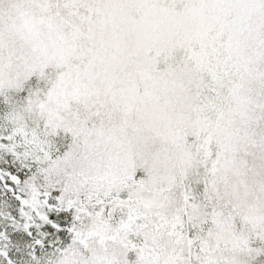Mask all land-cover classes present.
<instances>
[{"label": "snow or ice", "instance_id": "snow-or-ice-1", "mask_svg": "<svg viewBox=\"0 0 264 264\" xmlns=\"http://www.w3.org/2000/svg\"><path fill=\"white\" fill-rule=\"evenodd\" d=\"M0 264H264V0H0Z\"/></svg>", "mask_w": 264, "mask_h": 264}]
</instances>
